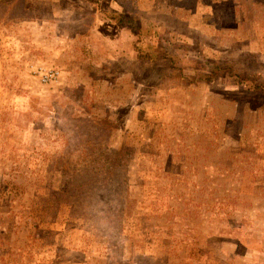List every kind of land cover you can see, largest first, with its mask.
<instances>
[{
  "label": "rangeland",
  "instance_id": "obj_1",
  "mask_svg": "<svg viewBox=\"0 0 264 264\" xmlns=\"http://www.w3.org/2000/svg\"><path fill=\"white\" fill-rule=\"evenodd\" d=\"M0 264H264V0H0Z\"/></svg>",
  "mask_w": 264,
  "mask_h": 264
},
{
  "label": "trees",
  "instance_id": "obj_2",
  "mask_svg": "<svg viewBox=\"0 0 264 264\" xmlns=\"http://www.w3.org/2000/svg\"><path fill=\"white\" fill-rule=\"evenodd\" d=\"M146 41H147V39H146ZM140 42H142V40L140 41ZM166 43L164 42V45H165ZM137 50H138V58H140V59H144V58H150L149 56H152V57H154V58H152V60H155V58L157 57L154 53H151V52H148L147 53V51H146V54L144 53L143 54V51H142V45H140L138 48H137ZM151 60V59H150ZM161 76H165V75H161ZM205 78H209L208 76H206Z\"/></svg>",
  "mask_w": 264,
  "mask_h": 264
},
{
  "label": "built area",
  "instance_id": "obj_3",
  "mask_svg": "<svg viewBox=\"0 0 264 264\" xmlns=\"http://www.w3.org/2000/svg\"><path fill=\"white\" fill-rule=\"evenodd\" d=\"M53 76H55V72L51 71L50 74L46 75V79H49L50 77H53Z\"/></svg>",
  "mask_w": 264,
  "mask_h": 264
}]
</instances>
